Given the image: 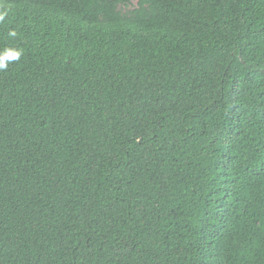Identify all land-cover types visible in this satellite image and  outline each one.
Listing matches in <instances>:
<instances>
[{
    "label": "trees",
    "instance_id": "16d2710c",
    "mask_svg": "<svg viewBox=\"0 0 264 264\" xmlns=\"http://www.w3.org/2000/svg\"><path fill=\"white\" fill-rule=\"evenodd\" d=\"M130 5L0 0V264H264V0Z\"/></svg>",
    "mask_w": 264,
    "mask_h": 264
},
{
    "label": "clouds",
    "instance_id": "9594fccd",
    "mask_svg": "<svg viewBox=\"0 0 264 264\" xmlns=\"http://www.w3.org/2000/svg\"><path fill=\"white\" fill-rule=\"evenodd\" d=\"M0 19H3V15L2 14H0ZM18 58H19V53L10 54V55H7L5 57L6 60H13V59H18ZM6 67H7L6 63L0 62V70L4 69Z\"/></svg>",
    "mask_w": 264,
    "mask_h": 264
},
{
    "label": "rangeland",
    "instance_id": "374dc122",
    "mask_svg": "<svg viewBox=\"0 0 264 264\" xmlns=\"http://www.w3.org/2000/svg\"><path fill=\"white\" fill-rule=\"evenodd\" d=\"M136 3H137V0H131V5L132 6H135L136 5ZM130 5V8H132V6Z\"/></svg>",
    "mask_w": 264,
    "mask_h": 264
}]
</instances>
